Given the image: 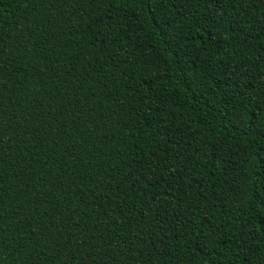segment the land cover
Masks as SVG:
<instances>
[{
  "label": "trees",
  "instance_id": "obj_1",
  "mask_svg": "<svg viewBox=\"0 0 264 264\" xmlns=\"http://www.w3.org/2000/svg\"><path fill=\"white\" fill-rule=\"evenodd\" d=\"M151 4L0 0L4 264H264V0Z\"/></svg>",
  "mask_w": 264,
  "mask_h": 264
},
{
  "label": "snow or ice",
  "instance_id": "obj_2",
  "mask_svg": "<svg viewBox=\"0 0 264 264\" xmlns=\"http://www.w3.org/2000/svg\"><path fill=\"white\" fill-rule=\"evenodd\" d=\"M59 2V0H58ZM89 2H96L97 5L99 6L101 3H103V0H89ZM147 3H148V7H151L152 4H151V0H147ZM84 30L87 31L88 30V26H84ZM89 56H92L93 53L90 51L88 53ZM4 141H3V132L0 131V145H3ZM174 151V150H173ZM160 159V164L161 165H164L165 168H167L168 164L169 163H173L171 160H166L164 157H159ZM170 176L172 175H175L174 172L172 173H169ZM261 204H264V200H262L260 202ZM109 208H110V205H109ZM105 213L107 214L108 213V209L105 210ZM260 219V223L261 224H264V211L261 212V215L259 217ZM215 220V217H213V221ZM213 221H209V225H210V232H209V236L211 237V239H209V237H206L203 235L202 231L200 230V226L198 225L197 226V232H194L192 233V236L193 237H196L198 234H199V238L200 239H204V240H207L208 243H217L218 241L216 240V233L219 232V228L213 223ZM201 223L203 224V220L201 221ZM2 232H3V229H0V256H2V253H3V250H4V241H3V237H2ZM137 236H139V233H137ZM255 239V237H247L246 235L244 234H241L237 237V241L239 242L240 245H243L247 242V239ZM163 237L160 238L161 240V243L163 242ZM204 247H207V244L204 245ZM206 254H210V253H206ZM74 260H75V257H70V260H69V264H74ZM0 264H4V262L2 260H0Z\"/></svg>",
  "mask_w": 264,
  "mask_h": 264
}]
</instances>
